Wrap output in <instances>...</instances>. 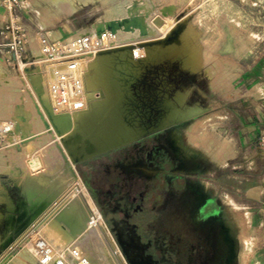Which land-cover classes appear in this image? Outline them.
<instances>
[{"label": "rangeland", "instance_id": "374dc122", "mask_svg": "<svg viewBox=\"0 0 264 264\" xmlns=\"http://www.w3.org/2000/svg\"><path fill=\"white\" fill-rule=\"evenodd\" d=\"M60 1L69 3L68 5L70 7L66 6V8L64 5L58 4L56 0H27V2L23 4V8L17 11L18 21L25 25L33 34L32 42L29 47L30 52L36 59V66L27 68L23 73L15 71L14 69H9L6 66L0 67V120H12L18 126H16L18 131L13 136V139H16L18 143L13 142L9 137L8 142L10 145L8 144L7 146L0 147V182L6 188L3 189L0 185V264H16L17 260H21L26 264H32L33 262L27 260L24 256L29 253V249L32 248L33 250L35 241L39 239L45 240L41 235L45 232L48 225L70 204L76 202H81L83 204L77 186L71 178L70 166L69 163H67L68 161L66 162V160H68L67 154L63 150V147L60 146L61 141L58 142L60 139L57 141L58 135L64 136L71 132V126L70 124L61 122L59 131L56 129L55 131L54 128L56 126L53 127V124L49 122L52 121L50 113H45L46 110L43 105L44 99L41 98V100H43L41 101L39 97V95L44 97L47 94L53 97L52 85L53 82H55L56 69H58V71L61 69L64 71L67 69V65H57L43 60L38 47L37 33H46L55 42L68 43L73 41L77 36L83 34V32L85 33L92 29L97 19L105 18V16L107 17L112 13L110 8L111 5H109L110 2H113L114 10L119 11V16L128 13L131 14L133 11L136 13L138 6L137 12L139 13L140 11V15L145 13L146 16L142 15V17L143 19L145 18L144 20L148 23L160 19L163 25L162 27H165L172 23L176 26L183 22L180 24L182 27L181 31L184 32L185 30H189V33L187 31L184 33L180 31L179 36L181 39L184 38V40H182V45L178 46L177 51L176 49H171L166 54L168 56L160 62L145 66L139 73V76L133 80L130 86L133 94L130 106L135 110L134 113L136 117L138 116V119L140 117L147 122H154L158 120L160 114L163 112L159 106V102H163L166 99L169 103H173L176 101L175 99H177L176 93H178V91H183L185 97L183 102L184 105H179L180 109L182 108L181 111L187 110L188 112L190 110L189 112H191L194 106V110L197 112H194V114L191 112L190 116L183 121L173 123L163 129H157L134 141L128 142L125 146H121L123 147L121 149H111L99 154L98 157H91V160L87 162H85L86 160L79 161L73 166L101 215L102 209L87 182V178H89L88 175L91 171L100 170L103 166L101 163L105 160L112 165V167L110 166L111 169L115 168L113 165L117 164V160L122 159L119 154L123 150H130L135 147V145H140L143 149V156L147 158L149 166L152 168L148 170L146 166L147 168L145 169L148 171V174H146L154 175L156 173L154 168H160L161 161L166 154L163 148L165 141L164 137L171 130L185 127L186 135L195 136V140L192 141L191 144H196L195 147L205 155V161L216 159L213 156V149L216 148V143L219 139L221 149H228L231 145L229 142L222 139V129H218L219 125L214 124L213 111L216 107L214 100L217 101L219 95H222V97H225L227 100L234 99L237 96L234 92V84L241 74L254 63L264 67V0H143L144 2L146 1V3L142 0H140L141 2H139V0ZM140 3L144 6L139 5ZM71 8L74 10L68 13L67 10ZM169 18L170 21L168 20ZM187 20H189V22ZM176 21L178 22L176 23ZM155 30V32L159 31L158 29ZM190 30L194 31L190 32ZM194 32L195 34L193 37ZM185 33L189 34V36ZM158 34H153V36L148 38L154 39L153 37L158 36ZM139 38V36H132V39L125 38L123 42L137 44L140 43L141 39L145 41L142 37ZM189 38L191 40L188 42L193 41L195 38V42H192L191 45L186 42ZM135 41L137 43H134ZM143 41H141V43H143ZM114 43L118 44L122 42L117 40V42H112L110 45ZM194 43H197L195 47ZM103 45L105 44L103 43ZM191 46L194 49L191 48ZM99 49L100 50L97 48L96 52L107 50L105 46ZM183 50L186 54L199 56L198 62L200 61V64L197 70L198 72H192L186 69L180 59H178L177 55L185 54ZM90 53H88V57H93V53L94 58L97 56L95 51ZM86 54L87 53L80 55L78 59L80 61L83 59L85 60L87 58ZM201 61H203L202 64ZM89 69H93L92 71L90 70L91 75L94 77V83L91 85V88L94 89V94L97 92L95 94L96 104H101L103 108L105 107L104 109H108L109 112L113 114L115 106L109 102L107 96L109 92L108 87H110V85H108V80H105L104 75H102L105 74L104 70L106 68L103 64H93ZM107 69L112 71L115 70L113 65H109ZM50 76L52 77L50 78ZM50 81L53 82L51 83ZM47 87L49 89H47ZM85 90L86 87L84 89V95L86 94ZM97 100L99 102H97ZM102 103H105V106H103ZM99 104L97 105L101 108ZM197 107L198 109H196ZM204 117L206 120L203 119ZM218 117L217 114V118ZM45 119L47 123H45ZM50 124L52 126H50ZM45 125H47V128ZM48 125L50 129L52 128V131L48 128ZM61 125L62 128L60 127ZM67 128L69 129L67 130ZM63 130L66 133H64ZM19 133L21 135H19ZM19 142L21 144H19ZM11 145L16 147L12 149L13 146ZM18 146H20V150L17 148ZM148 146L150 148H146ZM152 147L153 149H151ZM61 148L62 153H60ZM206 166L212 167V165ZM164 175L163 172L159 173L157 181L164 182ZM196 177L197 175H190L189 180ZM149 179L150 178H145V180H143L141 178V180H137L134 183L132 182V184L127 183V186L120 182L119 188L128 189L131 186H136L143 191L145 181L148 183L150 181ZM153 181L156 180L153 179ZM105 183L108 184L107 182ZM165 184L160 189L162 192L166 189ZM201 184L202 183L191 184L193 185L192 189L195 193L201 194L202 191L205 190ZM25 189L36 192L38 195L39 193H46L52 195L53 198L48 208L24 233L16 239H12L9 243H6L5 241L9 232L7 226V217L9 215L7 198L17 203L23 199V192ZM210 196L202 199V204L195 203L192 199H189L186 203L189 211L187 222L184 220L187 225L185 232L188 236L186 249H188V255H192V264H216L217 246L223 244L222 238L224 237H221V233L223 231L222 226L224 225L220 223L222 221L223 212L219 208L218 203L215 205L213 204ZM165 199H167V197L163 196V201H165ZM152 202V198L146 200L144 206L149 208ZM177 202L179 201L177 200ZM83 206L85 205L83 204ZM164 206L163 203L162 207ZM180 208V204L174 203L169 211L172 210V212L175 213V211H180ZM86 210L87 209H85V211ZM90 214L91 215H89V211L86 213L87 220H85L86 216L83 218L84 221L82 222L84 227L80 230V235H76L77 238L73 237L75 235H68L62 248L68 245L84 248L89 236H95L97 240L100 237L101 239H99V242L103 247H105L104 245L106 243L109 244L106 238L107 235L105 236L104 234L94 231L96 230L94 227L97 222L93 218L92 213ZM167 218L168 220L166 221L168 224L162 226L160 223L162 221L157 220L158 222L153 228L156 229V237L161 242L168 236L173 237L172 247L176 248L180 245L178 238L175 237L178 227L174 225L175 221H173L169 215ZM103 220L108 228V235L113 238L119 247L126 264H130L118 245L115 235L107 225L106 220L104 218ZM172 222L173 224H171ZM90 223H92V225ZM237 223L238 229H236V227H231V233H233L231 238L233 240L236 239L238 255L230 264H256L251 256V254H253V247L245 244L244 236L241 234L244 230L239 222ZM238 232H240V235H235V233ZM84 237L85 239H83ZM74 241L78 244L74 243ZM107 244V248L105 247V250L108 249L106 250V254L111 255V246ZM220 250L224 251L223 246Z\"/></svg>", "mask_w": 264, "mask_h": 264}, {"label": "bare ground", "instance_id": "6f19581e", "mask_svg": "<svg viewBox=\"0 0 264 264\" xmlns=\"http://www.w3.org/2000/svg\"><path fill=\"white\" fill-rule=\"evenodd\" d=\"M133 1H132V3H133ZM135 1H137V0H135ZM56 2H58V4L64 5L65 7L69 6L68 5L69 3L64 2V1L62 2L60 0H56ZM139 2H141V1L139 0ZM112 3L113 2L109 3V5H111L110 8H111L112 13L109 14V16H107V17L105 16V18L103 17V18L97 19L95 21L96 23L92 27V29L96 30L97 35L100 38H102V41L105 44V49H107V50H103L102 52H100V51L96 52V50H95V53H97V56L95 55L96 56L95 58H94V53H93V57H91V56L88 57L87 55L90 52H87V54H86L87 58L85 60L84 59L81 61L79 60L78 69L74 72V74H76L82 80L84 86L86 87V90H85L86 94L83 95V98H82V101L84 104L83 107L79 110L60 109L57 102H56V99L54 98V96L53 97L49 96V94H47L48 92L44 93V94H47L44 97H41L39 95L40 100H41V98L44 99L43 105H44V108L46 110V112H45V110H44V112L47 114L50 113V117H52V121H49V122H51V124H53V127L56 126L54 128V130L56 129L57 131H59V129H60L59 125L61 124V122H65L67 124H70V126H71V130H70L71 132H69L68 134H65L64 136L58 135L57 134L58 132L56 133L58 135L57 141L60 139L58 142L61 141L60 146L63 147V150L67 154L68 160H66L65 158L64 159L66 160V162L68 161L67 163H69L72 181L74 182V184H76L78 193L80 194V197L82 198L83 204L85 205V206H83V204L81 202H76V203H72L69 206H67L48 225V227L46 228L45 232L41 235V237H43L45 240H47L54 248L61 249L62 246H64V242H66L68 235L69 236L75 235L73 237H76V238H77L76 235H78V234L80 235V233H81L80 230L82 229V227H84L83 222H82V221H84L83 218L86 216V213L89 211V215H91L90 213H92L93 218L97 222L96 226L94 227L96 230H94V231L101 233V234H104L105 236L107 235L106 238L108 239L107 241H109V244L111 246L110 253L112 256L110 254L109 255L106 254V250H108V249L105 250L107 243L104 245L105 247H103L102 244L99 242L100 241L99 239H101L100 237L97 240V237L95 238V236H89L88 239L86 240V244L84 245V248L80 247V246L78 247L79 250H81L82 253L84 254V256L86 257L88 264H126V262H125L123 256L121 255L119 247L117 246V244L115 243L113 238L110 235H108V233H107L108 228H107V226H106V224L102 218L101 213L99 212L98 208L94 204L90 194L88 193L85 185L81 182L80 177L77 174V172L75 171L73 166L79 161H83V160L89 159L91 157L94 158V156L99 155L103 152H107V151L114 149V148H117V147L119 148L120 146H123V145L125 146V144H127L128 142L134 141V140H136V139H138L144 135H147V134H149V133H151L157 129H163V128H165V127H167L173 123L183 121L187 117L190 116L191 112H193V114H194V112H197L194 110L195 109L194 106L192 107L194 109L191 108L193 110V111L191 110V112H189L190 110L188 112H187V110L181 111L182 108L180 109L179 105L183 104L185 94L183 91H178V93H176L177 99H175L176 101H174L173 103H169L168 101H166V99L163 102H159V106L161 107L163 112L160 114L158 120H156L154 122L153 121L147 122L143 118L139 117V119H140L139 120L137 118L138 116L136 117V115L134 113L135 110L133 108H131V106H130V101L132 100V96H133L130 86H131L133 80H135L139 76V73L141 72V70L145 66L160 62L161 60L166 58V56H168L166 54L171 49L172 50L176 49V51H177L178 46L182 45V40H184V38L181 39L179 36V33L182 29L180 24H182L183 22L179 23V25H176V26L174 23H172V24H169L168 26L162 27L163 25L159 19V20L152 21L153 24L149 20L151 23L150 24L144 20L145 18L143 19V17H142V15L146 16L145 13L140 15V11H139V13L137 12L138 6L136 9V13H134V11L131 14H129L127 12L128 14L119 16V11L114 10ZM144 3H146V1ZM136 5H138V4H136ZM139 5H141V3ZM141 6H144V5L142 4ZM146 6H147V4H146ZM146 8H145V11H146ZM143 9H144V7H143ZM143 9H141V10H143ZM73 10L74 9L71 8L67 11H68V13H70ZM141 12H143V11H141ZM147 17H148V14H147ZM168 20L170 21V18ZM183 20L186 21L185 19H183ZM187 21L189 22V20H187ZM177 22L178 21H176V23ZM164 25H166V24H164ZM155 29H158L159 31L155 32L156 31ZM185 31H187V30H185ZM193 31L190 30V32H193ZM184 32H182V33H184ZM153 34H155V35L158 34V36L153 37L154 39H152V38L149 39L148 37L153 36ZM194 34H195V32L193 33V37H194ZM186 35L189 36V34H186ZM132 36H139L140 38L142 37L143 39H145V41H143L142 39H141V41H143V43H141V41H140V43H137L135 41L134 43H137V44H131V42L130 43L129 42H123V39H125V38L132 39ZM108 37H111V39H108ZM117 40L122 42V43H118V44L114 43L113 45H110L112 42H117ZM127 40H129V39H127ZM190 40L191 39L189 38V39H187V41L186 40L185 41L188 42ZM194 40H195V38L193 39V41L188 42V43H190V45H191L192 42H195ZM196 41H198V40H196ZM188 43H185V44H188ZM196 44L194 43V47L196 46ZM191 48H193V47L191 46ZM98 50H100V49H98ZM184 50H185V48H184ZM184 53H185V51H184ZM84 54L85 53H83L82 55H84ZM199 54H201V53H199ZM171 56H172V54H171ZM177 57H178V59H180V61L183 63V66L186 69H189L192 72H198L197 70H198V67L200 64L199 63L200 61L198 62V59H199L198 55L185 53L183 55H177ZM174 59H175V57H174ZM202 62L203 61H201V64H202ZM93 64H103L104 67L106 68L104 70L105 74H102V75H104L105 80H108V83H109L108 85H110V87H108L109 92H108L107 96H108L109 102H111V104H114V106H115L113 114L111 112H109L108 109H104L105 107L103 108L101 104L97 103V104L101 105V108H102L101 109L100 106H98L95 102V100H96L95 94L97 92L94 94V89L91 88V85L94 83V77L90 73L91 69H89V67ZM109 65L110 66L113 65L115 70L114 71L108 70L107 68ZM100 69H104V68H100ZM56 70H58V69H56ZM61 70H59V71H61ZM64 71H67V69ZM51 77L52 76H50V78ZM100 77H101V75H100ZM102 84H103V82H102ZM48 87H49V85H48ZM48 87H47V89H49ZM85 87H84V89H85ZM105 87H107V86H105ZM93 88H94V86H93ZM186 93H187V91H186ZM41 101H43V100H41ZM97 102H99V101L97 100ZM104 104H103V106H105ZM52 107H53V109H52ZM196 109H198V107ZM46 119H45V123H47ZM51 124H50V126H52ZM45 126L47 128V125H45ZM17 127H16V133L18 131ZM60 127L62 128V125ZM48 128H49V125H48ZM19 129H20V127H19ZM68 129L69 128H67V130ZM50 130L52 131V128ZM63 132H64V130H63ZM48 133H50V132H48ZM64 133H66V132H64ZM64 133H62V134H64ZM19 135H21V134L19 133ZM53 135H55V134H53ZM170 135H172V134H170ZM54 138H55V136H54ZM171 141L173 143L174 142L176 143V138H171ZM16 143H18V142H16ZM12 144H14V143H12ZM19 144H21V143L19 142ZM11 146H13V145H11ZM15 147L13 146L12 149H14ZM19 147L20 146H18L17 148L19 149ZM174 148L177 149L176 144L174 145ZM60 153H62V148H61ZM63 157H65V156H63ZM3 189H5V188L3 187ZM36 195H38V193L33 192V191L31 192L29 189H27V190L25 189L23 192V196H24L23 199L18 201L17 203H14L11 199L7 198L8 211H9V215L7 217V226H8L9 232L7 234V238L5 241L6 243H9L12 239H16L22 233H24L29 228V226L32 225L36 221V219H38L39 216L48 208V206L51 203L50 201L53 198L52 195H48L46 193H41V194L39 193L38 196H36ZM85 209H87L86 210L87 212L85 211ZM87 216H88V214H87ZM87 216H86L85 220H87ZM90 224L92 225V223H90ZM85 230H87V229H85ZM91 230H93V229H91ZM91 235H92V233H91ZM105 236H103V237H105ZM73 237H72V239H73ZM83 239H85V237ZM68 240H69V238H68ZM76 241H74V243H76ZM76 244H78V243H76ZM109 244H107V245H109ZM245 244L247 245V242H245ZM109 249H110V247H109ZM33 250H32V248L29 249V253L25 254V256H24L27 260L32 261V262L35 259ZM226 254H228V253L226 252ZM224 259H225V257H224ZM224 262H225V264H227L229 262V259L226 258ZM11 264H13V263H11ZM16 264H26V263L22 262L21 260H17Z\"/></svg>", "mask_w": 264, "mask_h": 264}, {"label": "crops", "instance_id": "0c3cea01", "mask_svg": "<svg viewBox=\"0 0 264 264\" xmlns=\"http://www.w3.org/2000/svg\"><path fill=\"white\" fill-rule=\"evenodd\" d=\"M10 19L11 14L0 0V67L12 69L4 61L5 48L1 46L6 40L4 26ZM30 35L32 42L33 34L30 32ZM234 92L237 96L230 100L219 95V99L214 100L216 107L213 111L214 124L222 129V139L230 143V148L221 149L219 139L213 149L216 159L205 161V155L195 147L196 144H191L195 136L185 134L186 127L171 130L164 137L163 148L166 154L160 168H154V177L159 178L161 172L165 174L163 181L172 196H183L187 201L192 199L202 204V199L211 194L213 204L218 203L223 212L220 223L224 225L221 233L224 238L223 244L217 246L216 264H225L226 258L229 259L227 264H230L237 258L236 239L231 238V227L238 229L237 222L244 230L241 233L244 242L253 247L251 256L254 261L256 264H264V67L252 64L236 80ZM203 119L206 120L205 117ZM171 138H176V143ZM175 144L177 149L174 148ZM121 148L117 147L116 150ZM142 150V146L135 145L119 154L122 159L116 161L117 164L113 165L115 168L111 169L112 165L105 160L100 170L91 171L87 182L94 195L108 204V192H118L120 182L127 186V183L132 184L147 177L148 171L145 168H152ZM190 175L197 177L189 180ZM194 183H202L205 190L201 194L195 193L191 185ZM0 185L3 186L1 182ZM124 190L132 198L141 191L134 186ZM235 235H240V232ZM222 246L224 251L220 250Z\"/></svg>", "mask_w": 264, "mask_h": 264}, {"label": "built area", "instance_id": "2783aa9c", "mask_svg": "<svg viewBox=\"0 0 264 264\" xmlns=\"http://www.w3.org/2000/svg\"><path fill=\"white\" fill-rule=\"evenodd\" d=\"M3 6L11 14L10 21L4 26L6 64L23 73L27 68L36 66V59L30 52V31L18 21L17 11L23 8L27 0H1ZM111 39V37H108ZM38 47L45 62L57 65L66 64L67 71H56L55 82L52 85L53 96L60 109L79 110L83 107L84 84L74 74L78 69V57L83 53L93 52L103 47L102 38L95 29L77 36L68 43L55 42L46 33H37ZM105 46V45H104ZM2 60V59H0ZM16 124L12 120H0V147L9 144L13 139ZM10 145V144H9ZM34 261L32 264H88L84 254L77 246L68 245L61 249L54 248L49 242L39 239L35 241Z\"/></svg>", "mask_w": 264, "mask_h": 264}, {"label": "flooded vegetation", "instance_id": "af4514ba", "mask_svg": "<svg viewBox=\"0 0 264 264\" xmlns=\"http://www.w3.org/2000/svg\"><path fill=\"white\" fill-rule=\"evenodd\" d=\"M148 176H144L142 179L150 178V181L148 183L145 181L143 191H138L134 198L130 197L128 191L122 188L118 192H108V204L102 202L95 195L102 209L103 218L106 220L111 232L115 235L122 251L123 248L119 243V236H122L125 241L134 240L133 242L140 249H143L144 256H151L159 264H192V255H188V249H186L188 236L185 231L189 212L186 203L188 201L183 196H172L165 182H158V178L154 177V175ZM152 178L156 181H153ZM164 184L166 189L162 192L160 189ZM134 187L139 189V187ZM163 196H166L168 200L165 199L163 201ZM151 198L153 202L149 208H146L144 206L145 202ZM163 203L164 207H162ZM174 203L180 204L181 207L180 211H175V213L172 210L169 211ZM168 215L175 221L174 225L178 227L175 237L178 238L180 247H172L173 237L168 236L163 242L159 241L156 237V229L153 226L158 222L157 220L162 221L160 222L162 226L168 224L166 221L168 220Z\"/></svg>", "mask_w": 264, "mask_h": 264}, {"label": "water", "instance_id": "95a60500", "mask_svg": "<svg viewBox=\"0 0 264 264\" xmlns=\"http://www.w3.org/2000/svg\"><path fill=\"white\" fill-rule=\"evenodd\" d=\"M119 243L130 264H159L151 256H144L143 249H140L133 240L125 241L119 236Z\"/></svg>", "mask_w": 264, "mask_h": 264}]
</instances>
